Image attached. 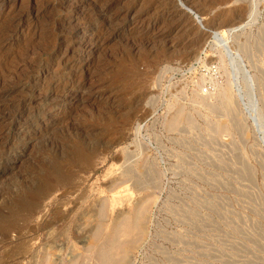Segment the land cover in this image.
Segmentation results:
<instances>
[{"label": "rangeland", "instance_id": "374dc122", "mask_svg": "<svg viewBox=\"0 0 264 264\" xmlns=\"http://www.w3.org/2000/svg\"><path fill=\"white\" fill-rule=\"evenodd\" d=\"M138 201L126 264H264V0H0V264H102Z\"/></svg>", "mask_w": 264, "mask_h": 264}, {"label": "bare ground", "instance_id": "6f19581e", "mask_svg": "<svg viewBox=\"0 0 264 264\" xmlns=\"http://www.w3.org/2000/svg\"><path fill=\"white\" fill-rule=\"evenodd\" d=\"M124 1V0H122ZM92 2V5L96 6L93 1ZM116 2V1H115ZM81 3V2H80ZM101 3V1H100ZM103 3V2H102ZM120 3V1H119ZM97 4V3H96ZM118 4V3H117ZM98 5V4H97ZM101 5V4H100ZM105 5V4H103ZM108 5V4H106ZM100 7V6H99ZM98 7V8H99ZM107 7V6H106ZM112 7V6H111ZM114 7V6H113ZM133 7V6H132ZM105 8V7H103ZM131 8V7H130ZM100 9V8H99ZM134 9V8H133ZM92 10V9H91ZM109 8H105L103 9V11H100L103 15L106 14V12H108ZM136 10V9H135ZM96 11V10H95ZM146 11V10H145ZM125 12V11H124ZM109 13V12H108ZM135 13V12H134ZM133 13V14H134ZM95 15V12H93V16ZM99 15V14H98ZM132 15V14H131ZM136 15V14H135ZM150 15V14H149ZM148 15V16H149ZM114 16V15H113ZM133 16V15H132ZM151 16V15H150ZM125 17H126V13H125ZM104 18V16H103ZM129 18V17H128ZM147 18V17H146ZM107 19V18H106ZM126 19V18H125ZM150 19V18H149ZM148 19V20H149ZM153 19V17H152ZM175 19V18H174ZM110 20V19H109ZM108 20V21H109ZM115 20V19H114ZM135 24H138L141 29L142 27H145V26H148L149 25V21L145 20V19H142L141 18H138V19H135ZM155 21V19H153ZM158 20V19H157ZM93 21V20H92ZM99 21V20H98ZM104 21V20H103ZM107 21V22H108ZM117 21V20H116ZM134 21V20H133ZM152 21V20H151ZM160 21V20H159ZM94 22V21H93ZM97 22V21H95ZM175 22V21H174ZM102 23V22H101ZM114 23V22H113ZM160 23V22H159ZM173 23V22H172ZM228 22H226L227 24ZM14 24V23H12ZM109 24V23H108ZM111 24V23H110ZM169 24V23H168ZM175 24V23H173ZM152 25V24H151ZM154 25V24H153ZM162 25V24H161ZM170 25V24H169ZM172 25V24H171ZM14 26V25H12ZM100 26V25H99ZM109 26V25H108ZM113 26V25H112ZM137 26V25H136ZM232 26V24H231ZM248 25H245V26H241V27H237V28H234V29H229L225 32H220V31H215L213 32V40H214V44L215 46L219 47L220 49V53H221V58L223 59H227L229 60L230 59V63H232L233 67L238 71V73H244L245 75V72L244 71L245 69H243V67L241 66V64L243 63L242 61V57L239 55V54H233V49H232V41L231 39L236 36V33L239 31V30H244ZM10 27V25L8 26ZM105 27V26H104ZM110 27V26H109ZM115 27V26H113ZM175 27V26H174ZM230 27V26H229ZM138 28V27H136ZM146 28V27H145ZM157 28V27H156ZM139 29V28H138ZM158 29V28H157ZM167 29V28H166ZM176 29V28H175ZM182 29V28H181ZM3 30V29H2ZM105 30V29H104ZM109 30V29H107ZM171 30V29H170ZM179 30V29H178ZM191 30V29H190ZM9 31V30H8ZM164 31V30H163ZM167 31V30H166ZM185 31V30H184ZM224 31V30H223ZM110 32V31H109ZM113 32V31H112ZM5 33V32H4ZM3 33V34H4ZM124 33V32H122ZM162 33V32H161ZM176 33V32H175ZM105 34V33H104ZM103 34V35H104ZM111 34V33H110ZM115 34V33H114ZM129 34V33H128ZM141 34V33H139ZM170 34V33H169ZM169 34H163L165 36V38H169L170 35ZM182 34V32H181ZM193 34V33H192ZM119 35V34H118ZM152 35V33H151ZM121 36V35H120ZM136 36V35H134ZM144 36V35H143ZM147 36V35H146ZM145 36V37H146ZM163 36V37H164ZM181 36V35H180ZM193 36V35H192ZM200 36V35H199ZM198 36V37H199ZM115 37V36H114ZM144 37V38H145ZM156 37V36H155ZM177 37V36H176ZM189 37V36H188ZM195 37H197L195 35ZM142 38V37H141ZM149 38V37H148ZM147 38V39H148ZM152 39L154 37H151ZM150 38V39H151ZM140 39V38H139ZM190 39V38H189ZM200 39V38H199ZM143 40V39H142ZM141 40V41H142ZM169 40V39H168ZM201 40V39H200ZM138 41V40H137ZM140 41V40H139ZM148 41V40H147ZM150 42V41H149ZM155 42V40H154ZM183 42V41H182ZM185 42V41H184ZM195 43V41H193ZM198 42V40H197ZM196 42V43H197ZM201 42V41H200ZM203 42V41H202ZM156 43V42H155ZM181 43V42H180ZM187 43V42H186ZM135 44V43H134ZM138 44V43H137ZM141 43H139L140 45ZM164 43L162 42V45ZM199 44V43H197ZM171 45V44H170ZM169 45V46H170ZM177 45V44H176ZM186 45V44H184ZM194 45V44H193ZM193 45H191L190 47H192ZM201 45V44H200ZM135 46V45H133ZM143 46H144V43H143ZM167 44L164 46L166 47ZM180 46V45H179ZM182 46V45H181ZM145 47V46H144ZM200 47V46H199ZM196 48V47H195ZM193 49V48H192ZM197 49V48H196ZM169 50V49H168ZM186 50V49H185ZM189 50V49H188ZM198 50V49H197ZM161 52V51H160ZM169 52V51H167ZM188 52V51H187ZM178 53V52H177ZM192 53V52H191ZM196 53V52H195ZM192 55V54H191ZM193 56V55H192ZM235 56L237 57H240L239 59L236 58ZM243 65V64H242ZM234 69V70H235ZM236 73V72H235ZM247 73V72H246ZM248 74V73H247ZM246 74V75H247ZM243 75V76H244ZM249 80H251V78H249ZM247 79V81H249ZM83 88V87H82ZM239 91V90H238ZM52 93V92H51ZM240 94V92H239ZM238 94V95H239ZM56 95V94H54ZM58 95V94H57ZM57 95L55 97H57ZM60 95V94H59ZM63 96V95H62ZM61 97V96H59ZM65 97V96H64ZM62 98V97H61ZM225 98V97H224ZM241 98V97H240ZM228 99V97H227ZM66 100V99H65ZM227 101V100H226ZM81 102V101H80ZM228 106L230 107V105L228 104ZM232 107V106H231ZM176 123V122H175ZM172 124V123H171ZM178 124V123H177ZM174 125V123H173ZM20 128V127H19ZM22 128V127H21ZM23 130V129H22ZM30 195V194H29ZM32 195V194H31ZM116 196V195H115ZM114 196V197H115ZM118 197V196H117ZM25 200V199H24ZM145 202V201H144ZM143 201H138V202H135L136 205L134 207V209L132 210V213L130 215H126L124 216L122 214H120L118 220L114 223V225L111 227L110 229V232L108 233V236H107V239H106V242L104 243V245L102 246V248L100 249L101 250V261H102V264H126L129 262L128 258H129V254L136 248V245L138 244V242L141 240V238L146 234L145 232V223H146V213H147V208L148 206L146 207L145 206V203ZM132 209V208H131ZM125 214V213H124ZM101 232L100 230L98 229L95 234H92V238L93 239H98L99 236H100ZM143 242V241H142ZM92 246V245H91ZM128 260V261H127Z\"/></svg>", "mask_w": 264, "mask_h": 264}, {"label": "water", "instance_id": "95a60500", "mask_svg": "<svg viewBox=\"0 0 264 264\" xmlns=\"http://www.w3.org/2000/svg\"><path fill=\"white\" fill-rule=\"evenodd\" d=\"M196 20H198L200 24L202 23L201 20H199V17H196Z\"/></svg>", "mask_w": 264, "mask_h": 264}, {"label": "built area", "instance_id": "2783aa9c", "mask_svg": "<svg viewBox=\"0 0 264 264\" xmlns=\"http://www.w3.org/2000/svg\"><path fill=\"white\" fill-rule=\"evenodd\" d=\"M207 92V91H206Z\"/></svg>", "mask_w": 264, "mask_h": 264}]
</instances>
